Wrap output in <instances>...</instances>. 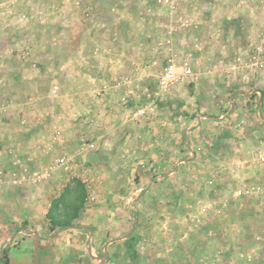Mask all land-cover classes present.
<instances>
[{
	"label": "crops",
	"instance_id": "1",
	"mask_svg": "<svg viewBox=\"0 0 264 264\" xmlns=\"http://www.w3.org/2000/svg\"><path fill=\"white\" fill-rule=\"evenodd\" d=\"M263 34L264 0H0V163L67 151L75 168L100 152L112 171L67 225L51 201L40 208L42 184L23 185L0 264H264V86L226 68ZM170 57L196 76L161 89ZM174 171L199 183L177 228L155 191Z\"/></svg>",
	"mask_w": 264,
	"mask_h": 264
},
{
	"label": "rangeland",
	"instance_id": "2",
	"mask_svg": "<svg viewBox=\"0 0 264 264\" xmlns=\"http://www.w3.org/2000/svg\"><path fill=\"white\" fill-rule=\"evenodd\" d=\"M262 91L263 92L261 98H262V102L264 103V90ZM257 97H259V94L256 95V99L258 100ZM241 110H243L242 113H245L244 107H242ZM253 112L256 111L253 110ZM158 141L161 142V140ZM114 144L112 143L111 145H109L111 151H113L114 148L117 147L116 146L117 143L114 142ZM66 152L67 151L52 152L51 154L48 155L49 156L48 159L45 160L43 164H46L47 162L50 161L54 162V160L57 159L59 156H63L65 154L67 155L68 153ZM20 155L23 157H28V156L34 157L31 154L30 155L20 154ZM110 155L112 156V154ZM115 155L116 153L114 154V156ZM100 157H101L100 152H95L93 155L91 154L90 156H87V160H85L87 161V164L80 165L79 167L76 166L75 168L58 167L57 169H53L50 171L49 178L41 183L44 186L42 187L43 189L41 190L42 192L44 191L45 193L43 192L44 196L41 198L38 204L40 205V208H45L47 207L48 203H50L51 201L52 207L57 210L59 209L60 214H64L65 216V218L63 217L58 218V223L60 225H67L71 223V221L78 219L79 217H73V218L67 217V214L73 213L74 211L75 212L81 211L85 209L86 206L88 207L90 206V204H94L102 188L100 185L104 183L106 179L112 178V177L108 178V173L110 172L112 173V171L105 169L104 166H102V164L99 163ZM30 162H32V160ZM9 164L10 161L9 163H7V165L10 166ZM132 167L133 166L130 165V167L127 169L126 176L132 179L134 176L137 175L138 178L139 177L137 174L138 171L135 172L132 171L131 169ZM113 172L117 173L118 171H115L113 169ZM124 179L125 177L124 175H122L121 180ZM186 179H187L186 177L182 176V173L177 174V172L174 171V173L169 175V181H164L165 183L168 184L167 185L160 184L159 187H157L158 189L155 190L158 191L160 194L165 193L166 190L169 193V195H171L172 197L171 212L173 214V221H172L173 228H177L179 225H181L180 221L182 217H180V215H184L185 213L184 211H187L188 208V206L184 205V203H180L181 202L180 197L184 196L186 193H187L186 195H192L190 193H195L196 191H198L197 190L198 187H196V185L199 184L198 181H190L191 179L195 180L196 178L191 177V179L188 178L187 181ZM185 182L188 183V188H189L186 189V192L184 191ZM26 188L27 185L23 186V184L20 186L19 185L13 186L12 184L8 185L7 183L0 184V225L5 224L7 220L6 219L7 217H5V215L9 211V208L12 204L13 206L16 205L17 207H20V205H26V202L22 200V196H21L28 194L27 193L28 189L23 191V189ZM32 191H30L29 189V194L32 193ZM17 196H21V197H17ZM161 196H162L161 199L163 201L164 194ZM13 197L18 199L15 201V203H12ZM185 197L187 199V196ZM88 199L92 200V202H90V200L88 201ZM20 225L24 227L26 225L25 221L22 220L20 222Z\"/></svg>",
	"mask_w": 264,
	"mask_h": 264
},
{
	"label": "built area",
	"instance_id": "3",
	"mask_svg": "<svg viewBox=\"0 0 264 264\" xmlns=\"http://www.w3.org/2000/svg\"><path fill=\"white\" fill-rule=\"evenodd\" d=\"M21 56H27L30 50V43L22 45ZM227 72L243 81L246 84H254L258 89L264 86V34L249 40L244 48L238 49L226 59ZM196 76L195 71L188 59L177 61L170 57L166 60L164 67L159 75V87L161 89H170L183 79H193ZM57 89L55 86L54 91ZM123 101L128 102V97ZM156 111V102L151 100L143 105L136 107L134 116H146ZM31 158V159H30ZM32 160V162H30ZM10 166L0 163V184L7 183L13 186H20L27 183L35 185L46 181L50 176V171L58 167L68 166V155L59 156L48 166L40 164L38 159H32L28 156L23 159L22 156L11 155L9 158ZM30 162V163H29ZM256 240L264 242L263 235H257Z\"/></svg>",
	"mask_w": 264,
	"mask_h": 264
},
{
	"label": "trees",
	"instance_id": "4",
	"mask_svg": "<svg viewBox=\"0 0 264 264\" xmlns=\"http://www.w3.org/2000/svg\"><path fill=\"white\" fill-rule=\"evenodd\" d=\"M7 250H8V249H4V250H3V255L1 256V258L6 257Z\"/></svg>",
	"mask_w": 264,
	"mask_h": 264
}]
</instances>
